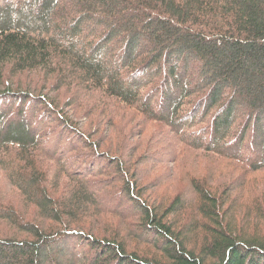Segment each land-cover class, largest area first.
<instances>
[{
    "label": "trees",
    "instance_id": "1",
    "mask_svg": "<svg viewBox=\"0 0 264 264\" xmlns=\"http://www.w3.org/2000/svg\"><path fill=\"white\" fill-rule=\"evenodd\" d=\"M34 72L264 172V0H0V168L21 201L0 204V264H264V200L238 212L235 188L193 177L177 227L185 202L151 205L58 98L19 84Z\"/></svg>",
    "mask_w": 264,
    "mask_h": 264
},
{
    "label": "rangeland",
    "instance_id": "2",
    "mask_svg": "<svg viewBox=\"0 0 264 264\" xmlns=\"http://www.w3.org/2000/svg\"><path fill=\"white\" fill-rule=\"evenodd\" d=\"M19 84L23 88L32 87L39 92L45 90L52 99L58 98L61 107L59 110L70 115L74 124L78 125L89 140L101 146L103 151L110 149L112 154H119L127 162L126 169L130 172L131 179L133 176L138 177L139 187L144 188L143 194L146 197L150 196L151 205L169 204L177 198L184 201L188 214L182 218L172 216L169 219L177 227L186 224V220H192L190 214H193V205L197 202L191 184L193 177H197L199 182L213 184L221 195L227 194L231 187L235 188L236 198L244 196L237 203L238 212L253 206L257 197L264 200V172L251 173L231 162L189 150L182 151L181 144L174 141L173 133L167 128L147 121L136 111L117 99L106 96L102 91L80 85L59 90L55 80L47 79L43 73L37 72L26 74ZM82 150H85L84 146L77 153L80 157ZM73 163H76L75 160L72 161V166ZM76 164L81 166L80 163ZM79 167L74 166L78 171H83ZM109 174L116 176L113 167L109 166ZM110 175L108 177L112 178ZM116 178L119 181L118 175ZM233 179L238 180L237 185L233 184ZM100 180L108 182L105 176ZM117 185L122 186L121 183ZM11 200L21 207L18 195L0 168V204L3 207L10 206ZM30 216L28 212L27 217ZM132 219L135 220L136 217Z\"/></svg>",
    "mask_w": 264,
    "mask_h": 264
}]
</instances>
